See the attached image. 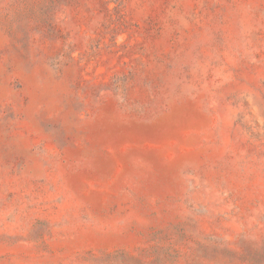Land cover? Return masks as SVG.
<instances>
[{"label":"rangeland","instance_id":"374dc122","mask_svg":"<svg viewBox=\"0 0 264 264\" xmlns=\"http://www.w3.org/2000/svg\"><path fill=\"white\" fill-rule=\"evenodd\" d=\"M0 264H264V0H0Z\"/></svg>","mask_w":264,"mask_h":264}]
</instances>
